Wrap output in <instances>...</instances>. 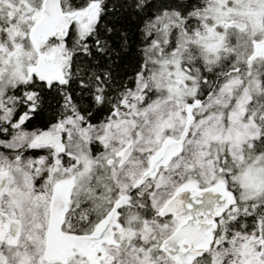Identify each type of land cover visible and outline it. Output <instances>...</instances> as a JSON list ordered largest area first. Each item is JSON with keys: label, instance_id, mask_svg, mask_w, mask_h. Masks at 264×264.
<instances>
[{"label": "snow or ice", "instance_id": "6c2138e0", "mask_svg": "<svg viewBox=\"0 0 264 264\" xmlns=\"http://www.w3.org/2000/svg\"><path fill=\"white\" fill-rule=\"evenodd\" d=\"M0 264H264V0H0Z\"/></svg>", "mask_w": 264, "mask_h": 264}]
</instances>
